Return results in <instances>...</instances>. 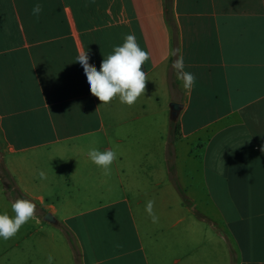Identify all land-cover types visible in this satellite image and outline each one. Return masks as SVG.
Segmentation results:
<instances>
[{"label": "crops", "instance_id": "0c3cea01", "mask_svg": "<svg viewBox=\"0 0 264 264\" xmlns=\"http://www.w3.org/2000/svg\"><path fill=\"white\" fill-rule=\"evenodd\" d=\"M126 34L149 57L144 93L101 103L71 60L85 49L99 69ZM262 146L264 0H0V168L34 205L0 264H76L66 229L81 264H264ZM90 148L117 153L109 174ZM4 179L0 212L13 215Z\"/></svg>", "mask_w": 264, "mask_h": 264}, {"label": "clouds", "instance_id": "9594fccd", "mask_svg": "<svg viewBox=\"0 0 264 264\" xmlns=\"http://www.w3.org/2000/svg\"><path fill=\"white\" fill-rule=\"evenodd\" d=\"M41 12L40 4L35 3L31 9L32 15L38 17ZM170 55L176 57L172 62V68L177 79L182 81L185 90L191 89L195 83V76L184 70L183 56L177 55L176 50H172ZM148 59L147 52L138 45L135 36L126 34L123 42L114 45L112 52L101 60L99 69L89 64V56L85 49L78 52L71 61H75L82 69L91 94L101 103L107 104L113 98H118L120 103L131 106L144 93L146 74L141 70V66ZM261 150L264 151V146ZM87 157L107 175L111 164L117 158V153L112 149L100 151L98 148H90ZM39 178L44 179L43 173L39 174ZM152 208L153 202L148 201L145 210L155 222L156 217ZM11 211L13 215L0 212V240H8L16 235L21 226L33 217L34 205L26 199H15L11 202ZM46 260L47 264H54L53 256L49 255Z\"/></svg>", "mask_w": 264, "mask_h": 264}, {"label": "trees", "instance_id": "16d2710c", "mask_svg": "<svg viewBox=\"0 0 264 264\" xmlns=\"http://www.w3.org/2000/svg\"><path fill=\"white\" fill-rule=\"evenodd\" d=\"M170 24L172 25V19L170 20ZM179 122L177 119H172L170 121V137H169V143H168V161H169V166H170V171L172 172L173 171V167H174V163H173V160H171L173 158V155H174V152H173V144L176 140L177 137H179ZM7 176L10 177L9 174H7ZM177 184V183H176ZM12 186H13V191L14 193L16 194L15 196H13V200L15 199H26L27 198L16 188L14 187V183L12 182ZM178 189L180 192L181 189L179 188L178 186ZM66 232V235L70 241V244L74 250V254H75V259H76V264H81L80 262V257H79V253H78V250H77V247H76V244H75V240L73 238V236L71 235L70 231L69 230H65Z\"/></svg>", "mask_w": 264, "mask_h": 264}, {"label": "rangeland", "instance_id": "374dc122", "mask_svg": "<svg viewBox=\"0 0 264 264\" xmlns=\"http://www.w3.org/2000/svg\"><path fill=\"white\" fill-rule=\"evenodd\" d=\"M178 138V137H177ZM176 138V139H177ZM174 150V149H173ZM171 160H173V162H174V155H173V158L171 159ZM1 175H3V177H5V183H6V185H7V189L9 190V192H10V194L12 195V196H15L16 194L14 193V191H13V186H12V180L9 178V177H7L4 173H3V171H2V169L0 168V176ZM176 180V183H177V188H178V186H179V188L181 189V191L182 192H180L179 191V189H178V191L181 193V196H182V198L184 199V200H186V202H189L190 203V196H189V192H188V190L185 188V187H183L182 188V186H180V184H179V182L177 181V179H175ZM194 206L195 205H193V207L192 208H194ZM194 212H195V215H197V216H200L199 214H201V215H203L205 212H204V208L200 205V204H198V206H197V208L194 210ZM194 215V216H195ZM196 217V216H195ZM212 218V217H211ZM16 235H17V239H21V236L23 235V232H20V231H18L17 233H16ZM0 242L2 243V247L0 248V253L2 252V249H4L5 248V246H7L8 244H7V240H0ZM7 248H5V250H6ZM19 249V248H18Z\"/></svg>", "mask_w": 264, "mask_h": 264}, {"label": "water", "instance_id": "95a60500", "mask_svg": "<svg viewBox=\"0 0 264 264\" xmlns=\"http://www.w3.org/2000/svg\"><path fill=\"white\" fill-rule=\"evenodd\" d=\"M170 108H171L170 119H177L180 113V110L182 108V104L176 101H172L170 103ZM44 219L51 223L56 222V219L51 212L46 213V215L44 216Z\"/></svg>", "mask_w": 264, "mask_h": 264}]
</instances>
